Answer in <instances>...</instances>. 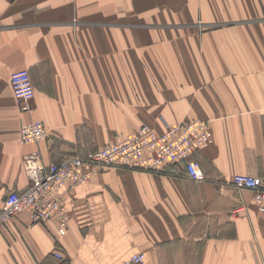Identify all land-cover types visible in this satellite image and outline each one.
Instances as JSON below:
<instances>
[{"label":"crops","instance_id":"crops-1","mask_svg":"<svg viewBox=\"0 0 264 264\" xmlns=\"http://www.w3.org/2000/svg\"><path fill=\"white\" fill-rule=\"evenodd\" d=\"M196 119L212 133L192 154L204 180L181 165L98 170L62 188L63 235L27 212L0 225V264H264V211L233 183L264 180V0H0V208L29 188L35 150L48 165ZM28 121L47 138L19 143Z\"/></svg>","mask_w":264,"mask_h":264},{"label":"built area","instance_id":"built-area-1","mask_svg":"<svg viewBox=\"0 0 264 264\" xmlns=\"http://www.w3.org/2000/svg\"><path fill=\"white\" fill-rule=\"evenodd\" d=\"M10 86L15 102L22 113L31 110L34 87L27 70L18 69L10 74ZM43 123L28 121L20 125L18 141L21 144L38 143L47 138ZM211 132L207 122L192 120L173 126H166L161 133L141 126L134 133L116 143L88 151L85 155L67 156L59 162L42 165L35 150L26 158L31 184L24 192L10 191L6 194L0 211V225L27 212L36 221L57 219L58 231L65 233L66 211L60 192L68 184L77 185L86 179L84 169L95 171L98 166L118 165L140 170L162 171L165 165L184 168L185 173L195 181H202L203 175L196 163L189 159L195 151L210 141ZM233 183L238 188L249 189L259 211H264V180L247 174H237ZM59 257L58 254H56ZM60 258V257H59ZM142 253L135 254L123 264H137Z\"/></svg>","mask_w":264,"mask_h":264},{"label":"bare ground","instance_id":"bare-ground-1","mask_svg":"<svg viewBox=\"0 0 264 264\" xmlns=\"http://www.w3.org/2000/svg\"><path fill=\"white\" fill-rule=\"evenodd\" d=\"M20 111V110H19ZM21 112V111H20ZM27 113V112H26ZM186 122H184V124H185ZM178 125V124H177ZM169 126H173V125H169ZM141 127V126H140ZM140 127L136 130V132L140 129ZM148 128H150V130L151 131H154V132H156V133H161V132H158V131H156L154 128H151V127H149V126H147ZM166 129V127L164 128V130ZM163 130V131H164ZM162 131V132H163ZM135 132V133H136ZM134 134V133H133ZM212 134V133H211ZM121 139H123V138H121ZM121 139H119V140H121ZM211 139H212V135L210 136V141H209V143L208 144H206L205 146H203V147H201V149L202 148H204V147H206L207 145H209L210 144V142H211ZM119 140H117L116 142H118ZM116 142H114V143H116ZM113 143V144H114ZM29 144H31V143H29ZM97 149V148H96ZM38 152V151H37ZM38 154H39V160H40V163H41V156H40V153L38 152ZM189 159L191 160V161H193L194 163H196V165H197V168H198V170L200 171V173L202 174V172H201V170L199 169V166H198V164H197V162L192 158V155H190V157H189ZM42 164V163H41ZM43 165V164H42ZM170 165H165L164 166V168L166 169V168H168ZM111 167H122V166H118V165H109V166H98L97 168H95V171L93 172V171H91V168H87V169H84V172H85V174H86V179L85 180H83L82 182H80L79 184H82L83 182H85V181H87L88 180V178H89V176L92 174V173H95L96 171H98V170H104V169H107V168H111ZM122 168H127V169H133V170H140V169H135V168H128V167H122ZM141 171H147V172H157V171H152V170H141ZM203 175V174H202ZM247 175H249V174H247ZM257 177V176H256ZM260 178V177H259ZM262 179V178H261ZM79 184H77V185H79ZM238 188V187H237ZM249 190V189H248ZM251 191V190H250ZM252 192V191H251ZM138 254V253H137ZM133 255H135V254H133ZM132 255V256H133ZM142 256H143V259H142V261L140 262V263H137V264H141V263H143V260H144V255L142 254ZM131 257V256H130ZM129 257V258H130ZM128 258V259H129ZM127 259V260H128ZM126 261V260H125ZM124 261V262H125ZM123 262V263H124ZM122 263V264H123Z\"/></svg>","mask_w":264,"mask_h":264},{"label":"rangeland","instance_id":"rangeland-1","mask_svg":"<svg viewBox=\"0 0 264 264\" xmlns=\"http://www.w3.org/2000/svg\"><path fill=\"white\" fill-rule=\"evenodd\" d=\"M178 124H181V123H178ZM141 126H146L145 124H142ZM9 193V192H8ZM7 193V194H8ZM18 193H20V192H18ZM60 195H61V193H60ZM3 204V203H2ZM2 210V205H1V208H0V211ZM37 222H40V221H37Z\"/></svg>","mask_w":264,"mask_h":264}]
</instances>
